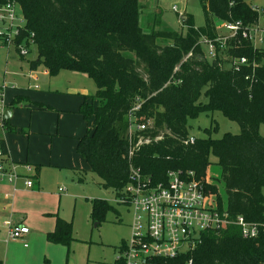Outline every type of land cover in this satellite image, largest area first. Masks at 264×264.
I'll use <instances>...</instances> for the list:
<instances>
[{"label":"trees","instance_id":"1","mask_svg":"<svg viewBox=\"0 0 264 264\" xmlns=\"http://www.w3.org/2000/svg\"><path fill=\"white\" fill-rule=\"evenodd\" d=\"M9 1L13 0H0V5ZM16 1L25 23L15 44L17 50L23 42L37 47L38 58L30 61L32 67L42 65L51 76L62 70L83 73L96 83L92 103L85 101L79 109L89 128L79 138L77 152L88 162L89 171L102 179L103 187L114 189L119 196L130 181L131 165L158 179L169 169H191L207 182L219 208L226 206L233 217L241 214L264 222V136L260 134L264 67L255 71V81L246 78L254 73L252 68H231V55L253 58L245 40L241 48L230 47L215 58L200 42L203 36H217L218 20L252 23L258 13L251 3L200 0L205 24L196 27L189 14L184 22L188 33L182 34L162 28L145 31L140 0ZM161 23L156 20V25ZM203 91L206 103L200 102ZM18 103L14 99L11 106ZM216 110L238 122L241 132L186 143L189 119ZM131 116L137 124L152 121L153 126L142 132L151 142L130 157ZM4 124L6 131L14 130L8 119ZM0 150V160L5 162L9 150L4 138H0ZM211 155L218 158L226 199L212 182ZM110 210L115 208L106 200L92 201L91 215L98 224ZM47 238L69 245L74 240L73 222L58 216ZM115 264L126 262L117 259ZM150 264H264V234L246 239L237 226L220 234L205 232L194 249Z\"/></svg>","mask_w":264,"mask_h":264},{"label":"rangeland","instance_id":"2","mask_svg":"<svg viewBox=\"0 0 264 264\" xmlns=\"http://www.w3.org/2000/svg\"><path fill=\"white\" fill-rule=\"evenodd\" d=\"M248 3L264 6V0H246ZM143 10L141 25L145 31L151 32L154 28L153 21L155 16L163 17L164 27L176 30L182 34L188 33L189 28L185 26L184 19L176 12L173 7L177 6L179 12L187 11L193 15L196 27L205 24V16L200 0H141ZM22 10L18 16L22 17ZM159 12V13H158ZM185 14V13H184ZM20 24H23L21 22ZM166 29V28H164ZM25 43L17 46L15 43L10 45L0 42V84H5V104L10 105L11 100L17 95H27L33 100V96L38 92L57 90L63 95L69 96L73 101L79 100V105L84 99L92 103L91 95L97 89L95 81L83 73L65 70L56 77L49 75L43 76L42 67L33 68L30 61L38 58V49L32 43L25 56L21 55V48ZM39 74L38 82L33 81L31 74L35 70ZM52 82V84H51ZM38 85L39 88H35ZM14 95L13 97H11ZM27 100V99H26ZM208 101L206 92L203 91L200 97L201 103ZM25 109H18L12 116L10 123L19 128V131L29 130L31 125L30 111L26 110V104L22 105ZM78 111V110H77ZM73 114L68 115L72 120L63 122L62 126L74 133L87 131V123L84 120L78 121L73 118ZM80 118V117H79ZM80 120V119H79ZM57 118L55 120V123ZM189 138H222L226 133L239 134L241 127L238 122L226 117L222 111L205 112L196 118L189 119ZM50 133V132H47ZM260 134L264 136V123L260 126ZM50 135V134H49ZM72 135L69 139H54L49 137L48 143L44 142L45 157L54 162L43 167L44 178H48L46 190L54 193L59 187H66L72 196L58 197L43 195L31 197L32 202L28 203V212L21 213L24 204L20 205V213L15 214V221H22L30 229V234L23 239H10L6 242L5 233H0V261L3 264H115L119 257V250L124 242L131 237V224L134 213L131 208L118 202V195L112 188L103 187L102 179L92 171H88L83 182L79 183L74 175L71 164L76 161V145L73 148L72 141L82 137ZM54 139V141H53ZM57 140V141H55ZM213 162L210 168L212 182L218 184L222 195L226 199L225 184L221 180V169L218 165V158L211 155ZM85 168L88 164L85 160L81 161ZM49 163V162H42ZM264 192V189H263ZM79 200L78 205L77 201ZM106 200L114 206L115 210H110L106 214V219L100 224L94 221L91 215L93 200ZM18 206V204H17ZM56 215H61L65 219L73 222V237L69 245L54 243L48 240V232L54 230ZM3 232V230L1 229ZM27 244V245H25Z\"/></svg>","mask_w":264,"mask_h":264},{"label":"built area","instance_id":"3","mask_svg":"<svg viewBox=\"0 0 264 264\" xmlns=\"http://www.w3.org/2000/svg\"><path fill=\"white\" fill-rule=\"evenodd\" d=\"M251 8L258 13L252 23L218 20L217 36H203L200 42L212 58L230 47L241 48L242 40L248 42L247 47L252 49L253 58L248 55H231L230 66L236 71L252 68L254 73L246 78L255 81V71L264 67V6L252 4ZM173 9L179 11L177 6ZM19 11L20 5L16 0L0 5V42L3 44L15 43L24 26V16L22 14L20 18ZM25 48L29 49L27 46L21 48L22 56L28 52ZM6 88L5 84H0L1 127L5 121L3 98ZM131 118L132 125L128 134L130 157L140 146L151 142L150 137L142 132L153 123L137 124L134 116ZM195 140L189 138L186 143ZM17 177L19 175L7 170L5 163L0 160V181L6 178L13 182ZM26 185L32 186L33 181L27 180ZM118 202L131 208L134 213L131 237L119 250L118 259L126 264H150L157 258H175L194 249L203 233L220 234L231 226H237L246 239H255L264 234V222L251 221L241 214L233 217L226 206L219 208L208 192L207 182L200 180L196 171L191 169H169L158 179L145 174L141 167L131 165L130 181L118 196ZM29 233L30 229L26 225H9V237L12 239H24Z\"/></svg>","mask_w":264,"mask_h":264},{"label":"crops","instance_id":"4","mask_svg":"<svg viewBox=\"0 0 264 264\" xmlns=\"http://www.w3.org/2000/svg\"><path fill=\"white\" fill-rule=\"evenodd\" d=\"M141 4L143 3L141 2ZM176 12L180 14L181 18L184 19V22L188 19L189 13L187 11L184 12L176 11ZM157 19H161L162 22L161 26L156 25ZM153 21H155L153 22V26H154L153 28L168 29L167 27H164L165 22L163 20V17L159 18V15L155 16ZM40 67H42L43 69V72L41 73L43 74V76L45 75L51 76L49 70L46 67L42 65ZM56 76H51V77H56ZM31 77H33V81L38 82L39 74L36 70L33 72V74H31ZM35 88H39V86L35 85ZM13 96L14 95H12L11 97ZM33 98L34 99L31 100L30 97L27 95H17L11 100L9 106L5 104V95L3 98V103L5 105V108L6 109L11 108L12 112L8 120H9V125L12 128H14L13 131H6L5 124L2 127L0 126V138L5 139L9 150L8 156L6 157L4 163L7 170L15 171L19 175V177H17L16 180L13 182H10L6 178L0 181V233H5L7 237L6 242H8L11 239L9 237V225L12 224L25 225L24 222L15 221L14 218H15V214L20 213L19 210L21 204L25 205L22 208L21 213L23 214L28 212V207H29L28 203L32 202L31 197L37 195H43L45 198H48L49 196L52 195L54 197H58L61 200L62 197L69 195L72 196V194L69 193L70 192L69 189L66 187H59L58 189H56V191L54 190V193H51V191L45 189V187L48 185V178H44L42 172L43 167L46 165L52 167L53 163L54 164H59V163L54 162L53 156L51 158V161H47L48 159L45 157L47 152L46 150H44L43 146L45 141L48 143L49 137H55L54 139H69L70 137H72V135L75 136L83 135V132L80 133L79 135L78 133H74L73 131H68L64 129L62 124L64 121L66 124L67 120H72V118L69 117L68 115H70V113H75V112H77L78 115L73 114V118H75L78 121H82L83 124V119H81V117L84 116L79 112V109L80 106L85 101H87V99H84V101L81 102V104L79 105V100L73 101L69 96L63 95L61 94V92L57 90H52L51 88L47 92L40 91L36 93L33 96ZM14 99H18L19 103L18 105L12 107L11 104L14 101ZM23 104H26L27 105L26 110L31 112L30 115H31L32 123L28 127L29 130L27 132L26 130L23 129H21L22 131H19V128L13 126L10 123V119L12 118V116H14L17 113L18 109H25L22 106ZM39 104L44 105V107H40ZM47 106L51 108H48ZM56 118L57 121L55 123ZM84 120L86 121L85 118ZM86 123L88 130L89 123L87 121ZM75 138L77 139L75 141H72V143L74 149L76 145L77 160L73 161L71 164H62V165L73 166L72 168L74 170V175L78 179V182L81 183L85 179L86 174L90 170V167L88 162L77 152V144L80 137H75ZM82 160H85L87 162L88 169H83L85 168V166L81 162ZM42 162H49V163H42ZM84 172L86 173L84 174ZM27 180H32L33 185L27 186L26 185ZM76 201L78 205L79 200L77 199ZM58 216L65 219L61 215H56V220ZM55 226H56V221H55ZM1 229L3 230V232L1 231ZM26 236H24V239L26 238Z\"/></svg>","mask_w":264,"mask_h":264},{"label":"water","instance_id":"5","mask_svg":"<svg viewBox=\"0 0 264 264\" xmlns=\"http://www.w3.org/2000/svg\"><path fill=\"white\" fill-rule=\"evenodd\" d=\"M11 108H7L6 111H5V119H9L10 116H11Z\"/></svg>","mask_w":264,"mask_h":264}]
</instances>
